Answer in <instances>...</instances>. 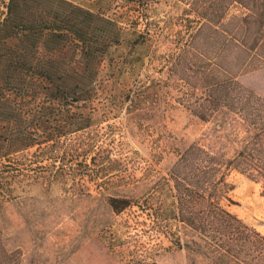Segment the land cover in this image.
I'll list each match as a JSON object with an SVG mask.
<instances>
[{"label":"rangeland","instance_id":"obj_1","mask_svg":"<svg viewBox=\"0 0 264 264\" xmlns=\"http://www.w3.org/2000/svg\"><path fill=\"white\" fill-rule=\"evenodd\" d=\"M17 12L41 28L31 35L32 80L0 58V146L12 161L0 173V238L19 264H261L238 232L231 240L174 214L166 177L179 154L198 142L230 158L247 135L232 115L201 120L177 101L186 88L168 60L193 32L188 4L21 0ZM44 22L62 26L59 36L76 31L78 46L43 37ZM241 81L264 95V67ZM226 180L231 201L221 204L264 235L260 183L234 169ZM110 198L131 204L115 212Z\"/></svg>","mask_w":264,"mask_h":264},{"label":"trees","instance_id":"obj_2","mask_svg":"<svg viewBox=\"0 0 264 264\" xmlns=\"http://www.w3.org/2000/svg\"><path fill=\"white\" fill-rule=\"evenodd\" d=\"M19 1L4 2L6 16L0 20V58L6 66L16 67L19 73L27 74L32 80L34 48L31 35L41 28L30 20L19 19ZM182 1L192 11L195 25L189 38L176 44L168 60V70L177 75L186 88L181 90L177 101L201 120L207 121L220 112L232 115L243 124L247 135L230 158L198 142L191 143L179 154L166 177L172 191L174 214H193V220H188L193 228L204 230L208 225L215 232L221 228L231 240L238 232L242 245L254 244L264 264V235L221 204L222 199L231 201L227 194L232 187L226 177L232 169L260 183L264 196V95L241 81V76L264 67V0ZM233 6L242 9V13L228 15ZM42 27L48 31L43 30V37H58L54 42L58 47L63 40L67 45L78 46L80 37L76 31L69 28L70 34L59 36L55 33L62 26L44 22ZM43 46L46 49V43ZM56 51L50 50V55ZM135 92L136 89L132 95L126 94L125 100L133 103ZM68 100L75 98L69 96ZM5 141L12 147L18 138L12 133ZM4 149L0 146V173L9 172L12 165L10 159L2 162L3 156L11 153L3 152ZM130 204L128 198L109 200L115 212H121ZM213 239L220 246V239ZM17 259L5 249L0 238V264H19Z\"/></svg>","mask_w":264,"mask_h":264}]
</instances>
